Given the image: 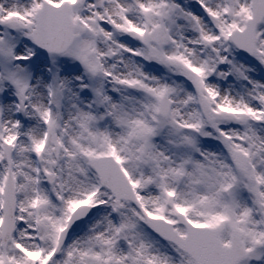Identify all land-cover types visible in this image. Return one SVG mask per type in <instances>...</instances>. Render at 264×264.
I'll use <instances>...</instances> for the list:
<instances>
[{
    "label": "snow or ice",
    "instance_id": "obj_1",
    "mask_svg": "<svg viewBox=\"0 0 264 264\" xmlns=\"http://www.w3.org/2000/svg\"><path fill=\"white\" fill-rule=\"evenodd\" d=\"M0 264H264V0H0Z\"/></svg>",
    "mask_w": 264,
    "mask_h": 264
}]
</instances>
